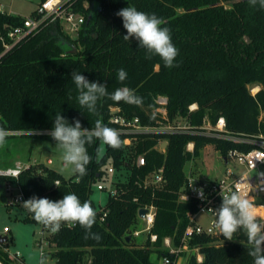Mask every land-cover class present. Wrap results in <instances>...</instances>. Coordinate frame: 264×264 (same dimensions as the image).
<instances>
[{
	"label": "trees",
	"instance_id": "16d2710c",
	"mask_svg": "<svg viewBox=\"0 0 264 264\" xmlns=\"http://www.w3.org/2000/svg\"><path fill=\"white\" fill-rule=\"evenodd\" d=\"M84 3L88 6L84 7ZM128 4L163 18L179 50L177 66L164 67L163 61L149 56L134 37L129 41L123 38L126 29L116 13ZM72 5L84 16L76 39L64 34L58 23L49 24L0 57V127L46 132L34 138L55 144L51 129L56 113L69 122L78 119L83 128L94 127L99 118L119 131L120 127L111 122L114 114L128 120L138 118L141 126L153 128L161 119L155 113L157 99L164 97L168 122L181 119L187 130L119 132V148L100 140L86 145L91 161L83 176L75 173L67 179L43 163H29L17 178L0 176V190L5 184H13L25 200L33 196L59 200L71 192L82 202H91L96 212L91 232L99 238L89 235L79 224H62L58 232L45 238L55 264H155L153 254L158 258L169 256L162 249L163 239L173 238L179 245L185 229L193 225L190 215L197 212V201L180 200L181 194L188 192L185 164L197 159L208 145L214 146L222 158L230 150L246 153L254 148L208 133L205 119L208 117L213 127L219 118H224L227 132L235 137L264 134V8L248 0H73ZM23 21L24 17L0 13V30L5 33ZM120 68L128 73L124 82L117 79ZM74 71L82 72L89 81L104 84L109 92L127 86L142 97V103L134 105L104 97L98 101L97 112L89 113L78 104L79 93L71 81ZM254 86L259 89L252 94ZM192 105L196 108L190 111ZM31 138L8 136L0 145V155ZM162 142H167L163 150L159 149ZM189 143L193 144L192 151L187 150ZM138 156L144 157L143 166H136ZM11 165L1 164L0 168ZM109 167L114 168V176L108 174ZM161 167L163 184L145 186V178ZM99 183H110L116 189L115 195L108 196L104 207L107 216L102 223L100 209L91 200L92 187ZM145 206L155 208L150 233L157 236V241L147 239L143 245H136L127 236L135 230L138 211ZM25 212L24 222L44 228L30 212ZM189 247L197 249L202 260L191 255L186 264H253L249 253L254 244L242 231L231 239L222 232L219 236L194 235ZM1 248L0 243V261L16 264Z\"/></svg>",
	"mask_w": 264,
	"mask_h": 264
},
{
	"label": "built area",
	"instance_id": "2783aa9c",
	"mask_svg": "<svg viewBox=\"0 0 264 264\" xmlns=\"http://www.w3.org/2000/svg\"><path fill=\"white\" fill-rule=\"evenodd\" d=\"M73 0H45L37 4L36 9L33 11V15L24 17V21L21 25L8 28L5 33H2L0 30V45L2 47V52L0 57L9 51L13 46H15L20 40L26 36L33 34L40 30L43 26L58 23L62 29V32L67 36L71 37L74 35V38L78 36V32L84 24V16L73 9ZM87 3H84V7H87ZM0 13H5L0 8ZM158 108L155 110L160 116V122L156 127H143L140 124L138 118H133L128 120L122 117L119 114H114L111 118V122L120 127L118 132L126 134H138V133H176V132H185L187 130L186 125L180 127L176 124L171 125L173 122H168L167 113L165 106L167 104V99L160 97L157 99ZM196 108L195 105L189 107L190 111H193ZM118 112V109H112V112ZM205 127V125H204ZM206 129V128H205ZM212 135L216 136L219 139L233 141L240 144H251L254 146L249 152H240L238 150H230L227 156L224 159L227 166L224 176L215 180H196L188 179V192H184L180 196V200L183 202H188L191 199L197 201V212L193 215H190V224L184 231L183 235L180 238V244L175 245L173 238L167 237L163 239L162 249L168 251L169 256H161L158 259V263L155 264H180V259L182 257H190V251H197V249H191L189 243L191 238L194 235L206 234L210 236H219L221 229L217 224L216 212L215 209L218 208L222 202V195H228L233 190L240 191L243 195L250 198L252 202L256 205L255 215L261 226L264 227V134H259L251 138L235 137L229 134L226 130V123L224 118H219L216 124L207 129ZM32 131H9V136H22L30 134ZM34 133L36 131H33ZM42 132V131H38ZM37 132V133H38ZM46 133V132H44ZM48 134V133H46ZM126 144L129 143V140L125 141ZM161 145V144H160ZM159 145V149H161ZM187 150H193V144L189 143L187 145ZM136 166L140 167L145 164L143 156H138L136 158ZM29 163L21 164L17 162L15 167L9 168H0V176H10L17 178L22 170H24ZM241 169L240 172L234 173L233 169ZM114 168L109 167L107 169L108 174L114 173ZM164 169L163 167L155 170L153 173L149 174L145 180V186H161L164 182L163 178ZM13 187L18 190V193L14 194ZM97 190L106 191V184L99 183L96 185ZM113 188V189H112ZM112 188L109 189L108 196L116 194V189L112 185ZM10 196V200L6 204L7 206H18L23 205L25 201L24 196L16 185L5 184L2 188ZM203 189L206 198H202L199 195V190ZM104 207H100L99 211L101 216L99 221L102 223L105 221L107 216V211L104 210ZM140 209H146L147 213L143 218L138 216V220L144 223L145 227L142 231L133 230L131 236L134 238H139L141 234L146 233V240L149 239L151 243L157 241V236L150 233L154 219H155V208L153 206H145ZM139 209V210H140ZM206 213L209 216L208 226L204 227L197 223L196 217L198 213ZM67 227H70V224H65ZM10 229L6 226L3 227L0 237H7V241L2 244L1 251L8 255V258L11 261H16L18 264H25L21 261L22 255L19 251L10 252L9 251V238L8 233ZM51 231L47 230V227L42 225L40 227V232L35 241L34 245L38 250L39 264H41L42 258L44 259L45 264H55L54 260L51 259L50 247L46 242L45 238L48 237ZM43 254V256H42ZM199 253L197 254V261H201ZM16 263V264H17ZM0 264H3L0 262Z\"/></svg>",
	"mask_w": 264,
	"mask_h": 264
},
{
	"label": "clouds",
	"instance_id": "9594fccd",
	"mask_svg": "<svg viewBox=\"0 0 264 264\" xmlns=\"http://www.w3.org/2000/svg\"><path fill=\"white\" fill-rule=\"evenodd\" d=\"M248 2L264 8V0ZM116 15L122 18L123 28L126 29L123 36L125 40L129 41L134 37L139 47L145 49L149 56H158L164 67L177 66L179 50L173 43L170 28L164 26L163 18L155 13L140 11L130 4L120 9ZM127 77L128 73L124 68L117 70V79L120 82H124ZM71 81L79 93L78 104L89 113L97 112L98 101L104 97L134 105L142 103V97L138 96L135 90L123 86L109 92L104 84L89 81L79 71L72 73ZM8 136L9 130L0 127V145L6 143ZM51 137L56 142L55 147L62 152L63 167L70 168L80 176L86 174V166L91 161L86 145L94 143L95 140H100L112 148H119L122 144L118 130L109 127L102 119H96L94 127L83 128L78 119L69 122L61 113L55 115ZM199 195L206 198L203 189L199 190ZM23 207L32 214L34 220L53 233L58 232L62 224H79L88 230L89 235L99 238L98 234L91 232L96 218L91 202L87 200L82 202L75 193L64 194L59 200L33 196L23 202ZM255 208L256 205L250 198L240 191L233 190L228 195H222V202L215 212L222 235L231 239L238 231L244 232L254 244L249 253L253 257V264H264V230L255 215ZM41 264H44L43 258Z\"/></svg>",
	"mask_w": 264,
	"mask_h": 264
},
{
	"label": "rangeland",
	"instance_id": "374dc122",
	"mask_svg": "<svg viewBox=\"0 0 264 264\" xmlns=\"http://www.w3.org/2000/svg\"><path fill=\"white\" fill-rule=\"evenodd\" d=\"M38 0H0V8L3 12L10 15H21L23 17H28L32 14V12L36 9ZM226 8L230 6L225 4ZM180 11V10H179ZM71 39H75L74 35H71ZM256 89V91H255ZM259 87H252L251 93L255 94L258 91ZM210 120L208 117L205 119V128L211 129L212 125L210 124ZM174 124L183 127L185 126V122L181 119H177L171 125ZM46 134L44 132H31L30 135L33 138L21 141L17 146H12L6 152H3L0 155V165L5 163H10L11 167H15L17 162L24 164L26 162L32 164L43 163L48 167L56 170L65 178H71L74 176V172L71 171L70 168L63 167L62 161V152L58 148H56L55 143H51L45 140H37L34 136H39ZM104 150V146H102L101 153ZM11 153V154H9ZM30 158V162L27 159ZM227 166L224 159L220 155V153L214 148L212 145L206 146L201 150L200 156L197 159H194L190 162H187L184 167V173L188 179H196V180H215L224 176V172ZM2 168V167H1ZM234 173H238L241 169H233ZM116 172L111 174L114 176ZM110 182V181H109ZM106 191L97 190L96 185L92 187V195L91 200L95 203V205L100 208L103 207L108 199V191L112 188L110 183L106 184ZM113 189V188H112ZM14 194L18 193V190L13 187ZM2 191L0 190V194ZM3 196V197H2ZM0 195V231H2L3 227H8L10 229V233L8 234L9 238V251L15 252L19 251L22 255V258L25 260L26 264H39V256L38 250L35 247L34 243L37 240V237L40 232V225L30 224L23 221L26 216L25 208L23 205L18 206H5L10 200V196L8 194ZM209 216L206 213H198L196 217L197 223L200 225L207 227L209 222ZM145 225L140 220H138L137 225L135 226V230L142 231ZM262 230L264 227L261 226ZM146 233L141 234L139 238H132L131 240L136 245H143L146 242ZM220 235V234H218ZM222 242H220L221 244ZM197 251H190V255H196ZM158 257L156 254L151 256V260L153 263H158ZM1 262V261H0ZM2 263V262H1ZM45 264V262H44Z\"/></svg>",
	"mask_w": 264,
	"mask_h": 264
},
{
	"label": "water",
	"instance_id": "95a60500",
	"mask_svg": "<svg viewBox=\"0 0 264 264\" xmlns=\"http://www.w3.org/2000/svg\"><path fill=\"white\" fill-rule=\"evenodd\" d=\"M166 146H167V142H162L161 145H160V147H161L162 150L165 149ZM146 213H147V210L146 209H140L138 211V216L140 218H143ZM130 238H131V236H127V240L128 241L130 240ZM6 241H7V237H0V243H4Z\"/></svg>",
	"mask_w": 264,
	"mask_h": 264
},
{
	"label": "crops",
	"instance_id": "0c3cea01",
	"mask_svg": "<svg viewBox=\"0 0 264 264\" xmlns=\"http://www.w3.org/2000/svg\"><path fill=\"white\" fill-rule=\"evenodd\" d=\"M13 15V14H12ZM15 16H21V15H15ZM21 17H23V16H21ZM2 191V193L0 194L1 196L3 195V194H7L6 192H5V190H1ZM3 197V196H2ZM1 198V197H0ZM5 206H6V204H5ZM0 233H1V231H0ZM10 233V232H9ZM8 233V234H9ZM188 259H189V257H182L181 259H180V264H186L187 262H188ZM200 259L202 260V257H200ZM25 261V260H24ZM26 263V262H25ZM157 263V262H156Z\"/></svg>",
	"mask_w": 264,
	"mask_h": 264
},
{
	"label": "bare ground",
	"instance_id": "6f19581e",
	"mask_svg": "<svg viewBox=\"0 0 264 264\" xmlns=\"http://www.w3.org/2000/svg\"><path fill=\"white\" fill-rule=\"evenodd\" d=\"M255 91H256V89H255Z\"/></svg>",
	"mask_w": 264,
	"mask_h": 264
}]
</instances>
